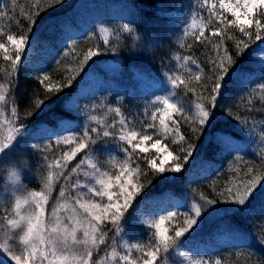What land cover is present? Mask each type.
<instances>
[{
  "label": "trees",
  "instance_id": "1",
  "mask_svg": "<svg viewBox=\"0 0 264 264\" xmlns=\"http://www.w3.org/2000/svg\"><path fill=\"white\" fill-rule=\"evenodd\" d=\"M83 1L87 2L88 0H61L59 4L52 3V0H15V3H13V0H4L0 4V42H4L8 35H17L19 33L27 34L29 39L34 38L38 48L43 47L46 42L49 43L61 32L63 19L76 15L74 12L76 4ZM97 1L102 2V0ZM111 1L117 0H106L105 3H110ZM120 1L119 3H122L128 10L129 24L136 30V35L140 37L139 39H133L127 34L119 33V25L107 24V28H109L107 32L100 28H95L96 30L94 29L95 31H92L85 39L75 40L64 50L58 62L49 65L46 72L47 79L44 81L27 75L24 69L19 66L13 70L10 62L0 55V84L5 86L8 97L6 104L0 107V123L3 118L12 115L11 109L15 107L19 123H23L25 126L45 124L54 127L58 119H69L81 124L84 130L90 127H97V122L88 119V109L91 103L96 100L94 95L90 98H80L75 107L69 105L68 99L77 91L80 78L87 73L98 76L105 83L113 81L123 98L114 103L113 97H106V99L99 97L103 101L97 104L108 101L114 108L120 107L121 115L124 118H133V121L131 120L132 125L139 135H148L154 141L157 138L161 139V142L167 145L173 156L181 155L180 147L186 148L188 143L195 145L193 154L189 161L184 164L182 172L173 173V179H161V177L166 176L164 173L149 175L147 179L144 177L139 179L138 182L144 184L145 187L141 191L140 196L137 197L138 202L134 201L135 207L150 198L165 196L168 199V205L171 206L168 211L177 213L175 217H169L165 220L167 234L174 235L177 227H183V221L187 219L184 214H192L191 203L193 198L198 204L202 205V197H206L209 200L215 199L217 203L210 206L207 213L211 217L209 221L205 213H202L199 226H194L196 230H190L191 235L185 233V237L181 239L183 241H211L214 229L219 231V227H223L247 237L252 243L253 251L251 253H243L234 249L229 251L222 249L218 252L221 264H264V244L260 242L261 239H264V186H262L264 182L257 186L243 211H236V206L226 201L225 196L220 195L221 193L226 194L229 188L233 191L238 187L242 188L246 181L251 180L255 176H264V153L261 151L256 158L251 159L244 156L234 157L232 154L223 153L220 150L215 137V131L223 129L222 125L225 122L234 116L241 117L245 115L244 111L248 108L247 104L243 102H227L222 95L230 84L239 80L240 74L238 75V73L249 62L252 48L264 40V31L261 32L262 40H255L254 33L256 29L254 25L251 26L248 28V31L252 33L251 40H249L248 37H244L239 31L238 26L219 25L220 29L225 33L223 47L229 48V54L233 55L234 62L229 65V72L224 74V79L221 81V94L217 99L216 105L212 107L202 97L210 94L209 91L205 90L204 85H207L208 89L211 88L213 82L209 79L212 75L213 67L211 60H218L217 49L214 45L221 43V37H214L211 34L216 26L215 17H213L212 27L205 28V38H202L203 43L195 41L192 36L184 43H181L176 38L178 22L166 15L163 9L172 10L178 6H183L191 0ZM201 3L202 0H194L193 7L202 13L203 18H205V24H207L209 7L201 8ZM212 4H215L216 10L222 12L227 19H233L231 13L220 9L219 0H209V5ZM25 14H33L35 23L30 24ZM255 18L260 19L264 23V17L256 16ZM29 28L32 29L30 32L28 31ZM197 34L199 33L197 32ZM227 36H232L234 39L227 40ZM153 38H157L155 45L147 46V43ZM241 39L245 40L249 47L243 52H237L235 41ZM105 40L108 41L107 44ZM181 44L184 47H181ZM188 44H192L193 47L188 48ZM111 48L116 50H109ZM89 49L97 51V56L91 57L81 67V62L84 61ZM177 56H192L197 61L196 65L187 62V67H190L193 73L202 70L200 71V81L189 78L190 74L188 71L181 67L182 60L178 61L177 64ZM111 61H117L114 71L113 67L109 68L110 65L105 66V63ZM7 73H11V75ZM167 76H179L188 85V88H186L184 84L178 83L176 88L173 89L177 98L180 99L181 103L179 106L185 108V113L173 111L170 117L165 118L169 128H174L176 125L179 126V134L185 137L184 142L180 141L178 136L173 135L172 132L165 133L163 131L159 124V114H157L155 121L152 120L151 113L153 111L150 110V106L147 107V115H145L147 105H144L141 100V91H143L141 86L143 84L152 86L151 79L160 81L165 80ZM69 78H74L71 84L67 83ZM189 88L194 89V91H189ZM40 101H43V104L37 107ZM257 101H259V98H253L251 106ZM197 102L204 103L213 113L210 117L212 121L211 128L204 126L205 130L201 133H193L191 131L192 125L184 119L185 115H194ZM105 104L107 105V102ZM220 104H223L224 109L229 111L230 114L216 118ZM261 111L255 114L258 117H262L264 114L260 113ZM91 114L96 115L99 121H104L108 124H111L113 120L119 121L121 118L115 112H107L106 108L94 111ZM87 119L89 120V125H85ZM148 124H153L154 127L149 129L147 127ZM231 131L238 133V130ZM81 132L82 129L77 135ZM93 138H95L94 134ZM172 140H176V144H173ZM54 141L52 140L51 150L47 153H45L44 147L48 141L40 144L39 149L33 148L31 150V148H28L30 151L25 152L29 159L28 165L33 171V176L39 180H42L41 177H45L48 174L47 162L43 159L45 155H48L51 159L54 156L62 155L64 151L70 150L69 146H57ZM113 142L110 141L108 144ZM105 144L107 143L98 142L96 145H92V149H99ZM72 147H75V145ZM20 153L23 152L21 151ZM131 159L133 167L136 163H140L141 169L145 172L149 171L150 166L146 164V160L150 159V157H147V154L134 150ZM101 163L104 164L105 162L101 161ZM193 165L201 166L203 170L207 167L208 170L212 171L213 168L218 167L220 171L217 175L214 172L208 180L191 182L188 180V170ZM102 168V171L110 173L109 175L119 171L118 165H113L112 168ZM249 169H252V171L249 172ZM74 176H71V178ZM148 180H151V183H148ZM28 185L35 191L39 190V184L36 180H30ZM219 206L223 207L221 214H219L217 209ZM0 207L3 208L1 204ZM1 208L0 234L5 230L3 220H5V216H8V208ZM133 209L129 210L130 213H132ZM167 215L168 212L165 216L167 217ZM45 218L50 221L49 209L45 212ZM154 232V230H149V228L140 224L126 226L125 231L138 243L145 245ZM104 250L106 251L104 246H101L98 256L104 254ZM169 254L161 261V264L171 258ZM94 255L97 256L95 253ZM161 255L163 256L164 254L161 253ZM0 262L7 264L6 259L2 256H0Z\"/></svg>",
  "mask_w": 264,
  "mask_h": 264
},
{
  "label": "snow or ice",
  "instance_id": "2",
  "mask_svg": "<svg viewBox=\"0 0 264 264\" xmlns=\"http://www.w3.org/2000/svg\"><path fill=\"white\" fill-rule=\"evenodd\" d=\"M60 2L61 0H52V3L59 4ZM13 3H15V0H13ZM205 6L209 7L208 23L204 24L201 22L200 26L197 27V22L193 19L192 23L184 29L183 35L185 37L191 35L195 41L203 43L202 38H205V28L212 27L213 17H215L216 26L213 28L211 34L214 37H221V43L214 45L217 49L218 60H211L213 65L212 75L209 77L213 81L211 88L208 89V86L204 85L205 90L209 91L210 94L202 97V99L208 101L210 106L214 107L221 94V81L224 79V74L229 72V65L234 62L233 55L229 54V48L223 47L225 33L220 29L219 25L238 26L239 31L244 37H248L249 40H251L252 33L248 31V28L254 25L256 29L254 33L255 40H262L261 32L264 31V23L255 17H264V0H219L220 9L231 13L233 19H227L222 12L217 11L215 4L209 5V0H202L200 7L203 8ZM25 15L30 24L35 23L33 14ZM118 27L119 33L127 34L133 39L140 38L136 35V30L129 23H124ZM31 30V28L28 29L29 32ZM102 30L105 32L109 31V29L103 27ZM197 31L199 34H197ZM226 39L233 40L234 38L227 36ZM7 41L10 42L14 50L13 54H8V46L5 43H0V50L4 51V59L9 61L12 69L15 70L21 63L22 54L25 52V46L29 43V38L27 34L18 33L17 35H8ZM105 43L107 44L108 41L105 40ZM181 47H184V45L181 44ZM187 47L192 48L193 45L188 44ZM248 47V43L243 39L235 41L237 52H243ZM109 50L115 51L116 49L111 48ZM94 56H97V51L89 49L80 66L82 67L83 63ZM176 59L185 62L181 67H184L188 71L190 79L201 80L200 71L202 70L193 73L192 69L187 67V62H190L192 65L197 64V61L192 56H177ZM7 74L11 75V73ZM44 79H47V77H44ZM72 79L74 78H69L67 83L71 84ZM166 79L172 86V89H175L178 83L184 84L188 88V85L179 76H167ZM259 88L264 90V83H261ZM188 90L194 91L191 88ZM5 91V86L0 84V102L6 103ZM163 93L162 95H156L154 100L148 103L145 115H147L148 106L154 107L155 111L151 113L152 120L155 121L157 114H159V124L163 131L165 133L172 132L173 135L178 136L180 141L184 142L185 137L179 134V126L176 125L174 128H169V125L165 122V118L170 117L173 111L185 113L186 110L183 106H178L177 103L173 102L176 97L175 91L165 87ZM42 104L43 101L38 102L37 107ZM105 108L107 112H115L116 115L121 116L120 120H113L111 124H108L104 121H99L96 115L91 114L94 111ZM11 112L13 116H16L17 109L13 107ZM88 112V119L97 122V127L86 128L79 135L68 128L61 129V131L69 132L68 135H61L54 131L48 132V143L44 147L45 153L51 150L53 137H55L54 142L57 146H69L70 150L64 151L62 155L54 156L51 159L48 155H45L43 159L47 162L48 174L46 177H41L44 189L50 192L53 180L61 177L67 179L68 177L65 176L64 169L68 168L69 162L76 158L78 153H84V158L80 159L79 163L71 169V173L81 172L86 178V182L81 185L80 181L77 180L72 185V188L77 189L76 196H70L75 204L83 210V219L77 218L76 209L73 208V214L66 217L68 222L65 223V218L58 215V210L53 208L51 223L46 226L44 221V205L48 201L46 192L28 191L26 195L17 197L14 213L16 218H4L7 230L4 233L3 242H0V256L5 257L7 264H12V262L14 264H37V261L40 264H44V262H47V264H111V262H116V264H119V262H123V264H161V261L170 253V250L179 252L180 245L183 243L181 238L185 237V233L191 235V231L196 230L194 226H199L202 213L207 212L210 206L217 203L215 199L209 200L206 197H202L203 206L201 204H194L191 208L192 214H184L187 216V219L183 221V227H177L174 235L161 233L160 224L169 217H175L177 215L176 212L168 211L167 217L161 215L159 221L149 220L144 216L137 217L133 213H130L129 210L135 208L134 201H137V197L140 196L141 191L145 187L144 184L138 182L139 179L141 177L147 179L149 175L157 173H181L184 164L192 156L195 145L188 143L186 148H179L180 156H173L172 152L168 151L167 145L161 146V139H155L151 147L155 148L157 153H163L165 160L168 157H172L173 163L170 167L166 168L165 160H161L158 164L155 158L147 159L146 164L150 166V169L148 172H145L141 169L140 163H136L134 167L132 166L131 157L135 149L147 152L148 149L142 148V144L150 140L151 137L148 135L137 137L135 131H126L128 122L121 115L120 107L112 108L105 103H99L91 105ZM212 115L213 113L210 108H207L204 103L197 102L195 104L194 115H185L184 119L192 125L191 131L193 133H201L205 130L204 126H207L209 129L211 128L212 121L210 117ZM237 119L239 120V117ZM173 123L175 124V122ZM240 123L245 128H248L246 120H240ZM147 127L151 129L154 125L148 124ZM249 130L253 131L254 129ZM21 134L27 135L26 126L23 123H20L18 127L8 130L6 137L0 140V159L16 148L22 139ZM93 134L95 138H93ZM259 136L261 142L264 143V128L260 130ZM137 138L139 142L134 143ZM39 139L43 140L45 136L41 135ZM110 141L117 143L125 142L121 150L127 157L117 162L115 156H109L107 163L114 166L118 165L119 167V171L112 175L102 171L103 165L94 163L92 157V145H96L98 142L108 143ZM172 143L176 144V140H172ZM72 145H75V147H72ZM128 146H131L133 151H130ZM31 147L39 149L40 144H33ZM262 153H264V149H262ZM85 164L89 165L88 169L83 168ZM54 169L57 171L54 172ZM248 171L251 172L252 169ZM173 178L168 176L161 177V179ZM9 179L17 191H26L18 171H13L9 175ZM262 182H264V176H255L251 180L246 181L242 188L238 187L235 191L229 188L226 194L221 193L220 195L225 196L226 201L235 205L236 211H243L247 207V203L257 189V186L261 185ZM148 183H151V180H148ZM81 188L86 189V191H80ZM65 195V190L61 189L60 197H64ZM89 195L99 199H86ZM22 206L34 207L35 211L26 215L21 214ZM158 211H164V209H159ZM150 214L155 215V212L150 210ZM138 223L148 225L149 230L155 229L154 234L149 237L146 245L143 243L129 244L123 239L126 226H134ZM17 229L22 232V235L19 236V241L23 245L22 254H17L13 248L14 240L12 232ZM78 232L82 234V238L78 236ZM260 242L264 244V239H261ZM76 246L82 248L79 254L72 252V249ZM101 246H104L105 249L111 248V251L100 259H96L94 253L98 255L101 251ZM120 246L126 249L125 254L117 252V248ZM133 250L140 252L141 256L133 259ZM161 253L164 255L162 256ZM180 255L183 256L184 253L180 252ZM0 264H3V262H0ZM196 264H202V262L197 261ZM215 264H220V261H215Z\"/></svg>",
  "mask_w": 264,
  "mask_h": 264
},
{
  "label": "rangeland",
  "instance_id": "3",
  "mask_svg": "<svg viewBox=\"0 0 264 264\" xmlns=\"http://www.w3.org/2000/svg\"><path fill=\"white\" fill-rule=\"evenodd\" d=\"M3 1L4 0H0V3H3ZM193 3L194 2H191L184 10L176 9L173 11H166L169 16L177 19L178 23L180 24V28L176 32V37L180 42H185L187 38L191 36L189 35L185 37L183 35V31L188 25L192 23L193 19L196 20L197 27L200 26L201 22L205 24V18H203L202 13L197 8L193 7ZM77 8L78 9L76 15L65 20L61 25V32L58 33V35L52 41H50L49 43L46 42L43 47L38 48L36 41L33 38L29 39V43L25 46V52L22 54L21 63L18 65L19 67L24 69V72H26L27 75L37 78L40 81H44L48 65L59 59L62 50L67 45H69L71 41H73L74 39L82 38L94 26H105L107 23L124 24L128 22V14L125 9L114 4L105 5L103 3L90 1L80 4ZM106 29L109 28L106 27ZM156 39L157 38L152 39V46L155 45ZM0 43H5L8 46L9 55L13 54L14 50L12 49L10 42L7 41V38L4 42ZM0 55L4 58V51L0 50ZM182 64H185V62L182 61ZM261 83H264V42L262 41L251 50L250 60L240 74L239 80L230 84L228 88L225 89L224 94L222 95L227 102H243L248 106V108L244 111V116H234L229 121L225 122L224 125H222L225 130H231L232 128L238 129L243 136V141H239L232 138L229 134L219 135L218 139L224 150H233L236 155L242 154L245 156H256L262 149H264V143L261 142V138L259 136L260 130L264 128V115L262 117H258V115L255 114L261 110L263 111H261L260 113L264 114V99H262V97H264V90H261L259 88V85ZM165 87H167L169 90H173L172 86L166 80L161 82L159 85L154 87L152 86L150 88L149 86H145L144 88V85H142V103L144 105H148L150 101L154 100L156 95L164 94L163 90L165 89ZM102 89L103 86L100 83V80L92 74H87L80 79L77 91L71 97H69L68 103L70 106L75 107L80 98H90L93 95L96 97V100L91 103V105L102 102L103 100L99 98V93ZM108 89L110 92H114L115 86L110 85ZM5 97L7 102L8 97L6 91ZM253 98H259V101L253 104V106L255 107L251 106V104L253 103ZM173 102L177 103L178 106L181 103L180 99H178L177 97H175V100ZM5 104V102H0V107ZM109 106L114 108V106L112 105ZM150 110L155 111V108L150 107ZM228 113L230 114L229 111H226L224 109V105L220 104L215 117L220 118V116L223 117ZM237 117H239V120L237 119ZM125 119L128 122V126L125 130L135 131L137 133V137H139V133L134 129V126L131 122V120L133 121V118L131 119L130 117H127ZM240 120H246L248 122V128H245V126L240 123ZM58 123L59 124L56 127H49L45 124H33L26 126L27 135L21 134L22 139L19 141L16 148L13 149L8 155L0 159V204L3 206V208H0H8V216L5 217L9 219L16 218L14 215L16 198L26 195L28 191H35L30 188L28 183L30 182V180H36L39 184L38 191H45L48 195V201L44 205V221L46 226L50 225L51 223L53 208H56L58 210V215H60L62 218H65V223L68 222L66 220V217L73 214V208L76 209L77 218L83 219V210L75 204L74 200L70 198V196H76L77 189L72 188V185L75 184L77 180L80 181L81 185L86 182V178L82 175L81 172L78 171L77 173H71V169L75 167L77 163H79L80 159L84 158V153H78L77 157L69 162V167L64 169V174L66 177H68L67 179L61 177L59 179L53 180L50 192L44 189L43 180H39L33 176V171L28 165L29 159L27 158V154L25 152L30 151L28 148H31L32 150L33 147H31V145L33 144L46 143L48 132L54 131L61 135H68L69 132L61 131L62 128H68L78 134V127L74 122L60 121ZM19 124L20 123L17 116L9 115L7 118H3L0 123V140H3L6 137L10 128L18 127ZM89 124V120L87 119L86 125ZM249 129L254 130L250 131ZM118 130L119 129L117 127V131ZM41 135H44L45 139H39ZM53 140H55V137H53ZM138 142L139 139L137 138L134 143ZM124 143L125 142L117 143L114 141L111 145L106 144L99 149L93 150V162L98 164L100 163L104 168H112L113 165L107 163L110 155L115 156L117 162L120 161V159L127 158L121 150ZM152 143H154V140L150 139L142 144V148L148 149L147 152H143L140 149L135 150L147 154V157L149 156L150 159L155 158L156 162L159 164L161 160H165V155L163 153H157L156 149L151 147ZM161 146H164L162 142ZM128 147L130 150H132L131 146ZM21 151L23 153H20ZM168 151L170 150L168 149ZM101 161L105 163L103 164L101 163ZM172 163V157H168L165 160V167H170ZM11 168H16L20 173L21 180L23 185L25 186L26 191H17L15 186L10 181L9 170ZM83 168L88 169L89 165L85 164ZM53 171L55 172L57 170L54 169ZM164 174L168 177H172L173 175V173ZM73 175L75 176L71 178V176ZM205 177L206 170H203L201 166L193 165L188 170V180L191 182H194L198 179H204ZM70 180H72V182H70ZM73 181H75V183H73ZM61 189H64L66 192V195L64 197H60ZM80 191H86V189L81 188ZM66 196L68 197V199ZM86 199L98 200L99 198L89 195L86 197ZM192 200L193 201L191 203V206H193L194 204H198L194 198ZM201 206L203 205L201 204ZM170 208L171 206L168 205V201L165 196H157V198L150 199L142 204H138L132 210V213L137 217L144 216L149 220L159 221L160 216H165ZM47 209H49L50 221L46 220L45 218V212ZM159 209H164V211H158ZM209 209L207 210V212H205L208 221L211 218L209 215H207ZM217 209L219 211V214H221L223 211V207L219 206L217 207ZM150 210L152 212H155V215H151ZM34 211V207L22 206L21 214L26 215ZM3 222L5 224V230L0 234V242H3L4 233L7 230L6 221L3 220ZM138 224L149 228L146 224ZM152 230L155 231L154 228H152ZM160 231L163 234H167L165 221L160 224ZM20 235H22V232L20 230H13V248L17 254L23 253V245L19 241ZM78 236L82 238V234L79 232ZM123 239L129 244L138 243L126 233L124 234ZM210 240L211 241L203 242L192 240L183 241V243L180 245L179 252L172 251L169 254L171 258L164 264H196L197 261L202 262V264H215V261L219 260L218 252L222 249H227L226 251L234 249L243 253H251L253 251L252 244L247 237L235 234L223 227H219V231H215L214 229L213 237ZM81 251L82 248L80 246H76L72 249V252L74 254H79ZM110 251L111 248H107L106 251L104 250V254H102L101 256L97 255L95 256V258L100 259ZM117 252L120 254H125L126 249L120 246L117 248ZM180 252H183L184 255L181 256ZM140 256V252L133 250V259ZM12 264H14V262H12ZM37 264H40V262L37 261ZM44 264H47V262H44ZM111 264H116V262H111ZM119 264H123V262H119Z\"/></svg>",
  "mask_w": 264,
  "mask_h": 264
},
{
  "label": "clouds",
  "instance_id": "4",
  "mask_svg": "<svg viewBox=\"0 0 264 264\" xmlns=\"http://www.w3.org/2000/svg\"><path fill=\"white\" fill-rule=\"evenodd\" d=\"M13 171H18L16 168H11L10 170H9V175L13 172Z\"/></svg>",
  "mask_w": 264,
  "mask_h": 264
}]
</instances>
